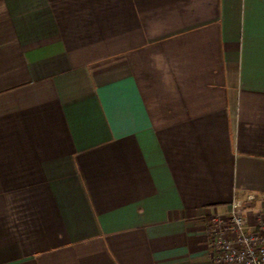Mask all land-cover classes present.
<instances>
[{
	"label": "crops",
	"instance_id": "0c3cea01",
	"mask_svg": "<svg viewBox=\"0 0 264 264\" xmlns=\"http://www.w3.org/2000/svg\"><path fill=\"white\" fill-rule=\"evenodd\" d=\"M234 199L264 206V0H0V264H211Z\"/></svg>",
	"mask_w": 264,
	"mask_h": 264
},
{
	"label": "built area",
	"instance_id": "2783aa9c",
	"mask_svg": "<svg viewBox=\"0 0 264 264\" xmlns=\"http://www.w3.org/2000/svg\"><path fill=\"white\" fill-rule=\"evenodd\" d=\"M206 234L211 264H264V206L234 199L225 212L209 215Z\"/></svg>",
	"mask_w": 264,
	"mask_h": 264
}]
</instances>
